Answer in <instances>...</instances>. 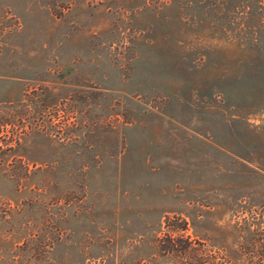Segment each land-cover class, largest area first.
<instances>
[{"label":"rangeland","instance_id":"1","mask_svg":"<svg viewBox=\"0 0 264 264\" xmlns=\"http://www.w3.org/2000/svg\"><path fill=\"white\" fill-rule=\"evenodd\" d=\"M0 264H264V0H0Z\"/></svg>","mask_w":264,"mask_h":264},{"label":"trees","instance_id":"2","mask_svg":"<svg viewBox=\"0 0 264 264\" xmlns=\"http://www.w3.org/2000/svg\"><path fill=\"white\" fill-rule=\"evenodd\" d=\"M168 253H171L172 255H178L181 254V250L178 248L177 242L174 239H170L169 247L166 250Z\"/></svg>","mask_w":264,"mask_h":264}]
</instances>
